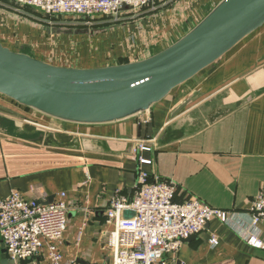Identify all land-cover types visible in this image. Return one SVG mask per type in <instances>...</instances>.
Instances as JSON below:
<instances>
[{"label":"crops","instance_id":"crops-1","mask_svg":"<svg viewBox=\"0 0 264 264\" xmlns=\"http://www.w3.org/2000/svg\"><path fill=\"white\" fill-rule=\"evenodd\" d=\"M221 1L152 0L134 18L102 26L113 39L81 45L73 38L66 44L67 30L47 34L40 11L0 0V42L61 66L137 61L180 39ZM50 37L83 56L45 58L58 48ZM141 142L151 149L135 152ZM138 154L151 163L138 162ZM141 170L172 181L179 199L198 197L237 214L228 223L212 219L165 264H264V222L261 246L248 242L249 206L264 190V25L150 109L118 120L68 121L0 94V198L19 191L51 204L65 193L68 223L57 244L65 260L111 261L106 210L118 194L134 197ZM25 264H50L48 243Z\"/></svg>","mask_w":264,"mask_h":264},{"label":"water","instance_id":"water-1","mask_svg":"<svg viewBox=\"0 0 264 264\" xmlns=\"http://www.w3.org/2000/svg\"><path fill=\"white\" fill-rule=\"evenodd\" d=\"M263 25L264 0H222L165 49L141 60L91 68L52 64L0 42V94L68 121L118 120L150 109ZM134 215L124 211L125 218ZM0 264H13L1 239Z\"/></svg>","mask_w":264,"mask_h":264},{"label":"built area","instance_id":"built-area-1","mask_svg":"<svg viewBox=\"0 0 264 264\" xmlns=\"http://www.w3.org/2000/svg\"><path fill=\"white\" fill-rule=\"evenodd\" d=\"M50 16L93 21L111 18L119 21L137 14L152 0H13ZM127 5L129 9L123 7ZM148 49V48H147ZM132 50L135 51L134 47ZM145 142L138 144V151H149ZM138 162L150 164L138 154ZM132 199L116 195L106 210V222L113 226L108 235L112 251L108 263L87 264H165L166 258L179 251L184 241L201 233L212 219L228 223L236 217L231 210L209 205L198 197L179 199L177 186L168 179L151 176L141 170ZM65 193L51 204L27 198L19 191L0 198V239L5 243L7 255L13 264H25L49 245L50 264H82L65 260L57 244L63 239L68 223V205ZM125 210L135 215L124 217ZM250 228L248 242L261 246L258 240L259 225L264 222V190L260 191L249 206ZM212 246L218 245L213 235Z\"/></svg>","mask_w":264,"mask_h":264},{"label":"rangeland","instance_id":"rangeland-1","mask_svg":"<svg viewBox=\"0 0 264 264\" xmlns=\"http://www.w3.org/2000/svg\"><path fill=\"white\" fill-rule=\"evenodd\" d=\"M135 16H137V14H133L129 18H134ZM42 18H45V19L47 18L49 20V21H47V23L49 22V24H48V26H46L47 32L49 31L47 34H50V32L56 31V29H57V31L67 30L64 33L65 35H68V37L66 39V44H70L72 38L75 39L76 41H78V43H80L81 45H87V41L90 42L91 38H94V40L98 39L99 37L101 38V36H105L106 39H108V40L114 38L112 35L109 36L103 32L104 30H107L110 28H106V27L101 28L105 24L113 23L114 20H111V22H110L111 18H98L96 20L89 21V22L81 20V19H72V18L66 17V16H50V15L45 16V15H42ZM129 18L128 17L121 18L119 21H115V23L117 22V24H118V22H123ZM95 26H99L100 28H97ZM94 31H95V33H94ZM50 38H51L50 39L51 45L56 47V48L58 47V48L54 49L53 51L51 50V52H49V53L47 52L46 55L44 54L45 58H47L51 61H53L56 58L57 62L63 63L65 60V62L70 63L71 61H77L76 59L83 56V54H81V56H80L79 52L76 53V50H74V49H71V51H73V53H71L69 51L70 50L69 48H67L65 50V44L61 45L56 40L55 37H50ZM41 49H44V48H41ZM38 51H40V50H38ZM25 52L34 56L31 49H27V50H25ZM59 59H61V60H59Z\"/></svg>","mask_w":264,"mask_h":264},{"label":"trees","instance_id":"trees-1","mask_svg":"<svg viewBox=\"0 0 264 264\" xmlns=\"http://www.w3.org/2000/svg\"><path fill=\"white\" fill-rule=\"evenodd\" d=\"M127 61H123V59L119 63H126Z\"/></svg>","mask_w":264,"mask_h":264}]
</instances>
